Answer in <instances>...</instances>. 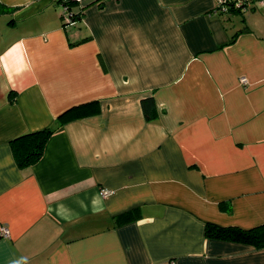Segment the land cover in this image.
<instances>
[{
    "label": "crops",
    "instance_id": "crops-1",
    "mask_svg": "<svg viewBox=\"0 0 264 264\" xmlns=\"http://www.w3.org/2000/svg\"><path fill=\"white\" fill-rule=\"evenodd\" d=\"M63 3L0 0V264H264L205 231L264 225V3L74 0L69 25ZM46 127L18 167L9 142Z\"/></svg>",
    "mask_w": 264,
    "mask_h": 264
},
{
    "label": "trees",
    "instance_id": "trees-1",
    "mask_svg": "<svg viewBox=\"0 0 264 264\" xmlns=\"http://www.w3.org/2000/svg\"><path fill=\"white\" fill-rule=\"evenodd\" d=\"M62 1L65 4L71 5L74 0ZM4 8L6 7H2L0 5V13L5 11ZM71 13V18L73 20L79 19V13H75L72 10ZM64 24L66 23L64 22ZM141 105L143 116L147 121L152 120L156 117L157 111L152 96L143 98L141 100ZM99 110L100 106L97 100L82 102L72 105L71 107L62 111L56 117V120L59 124H63L70 120L97 114ZM53 131L54 130L52 128L46 127L36 131L24 133L12 139L9 142V147L11 149L15 164L18 167H25L31 166L36 163L41 158L46 142L48 141ZM224 205L225 203H221V207H223ZM137 211V208H134L118 215L116 217L117 223H124L135 219L137 217ZM205 231L210 236L213 235L224 239L227 238L228 240L232 241L252 244L256 248H264V225L257 226L250 230H243L240 228H222L207 224Z\"/></svg>",
    "mask_w": 264,
    "mask_h": 264
},
{
    "label": "built area",
    "instance_id": "built-area-1",
    "mask_svg": "<svg viewBox=\"0 0 264 264\" xmlns=\"http://www.w3.org/2000/svg\"><path fill=\"white\" fill-rule=\"evenodd\" d=\"M263 4L264 0H215V11L224 13L227 11H245L252 7L254 4ZM62 17L65 25H69L73 22L72 13L68 4L63 3ZM239 81L241 83H246V78L240 77ZM103 195L109 193L108 190H101ZM1 233L7 234V229L5 226L1 227Z\"/></svg>",
    "mask_w": 264,
    "mask_h": 264
}]
</instances>
